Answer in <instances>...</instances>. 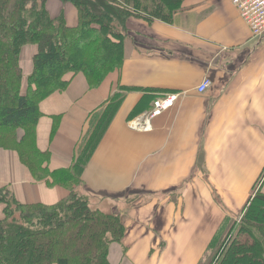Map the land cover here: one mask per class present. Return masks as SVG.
Wrapping results in <instances>:
<instances>
[{
  "label": "crops",
  "instance_id": "obj_1",
  "mask_svg": "<svg viewBox=\"0 0 264 264\" xmlns=\"http://www.w3.org/2000/svg\"><path fill=\"white\" fill-rule=\"evenodd\" d=\"M64 17L77 24L73 7ZM127 28L119 71L95 90L76 75L40 103L37 148L48 152L50 172L93 149L78 188L96 209L123 219L110 264H202L264 181V37L251 34L232 0H185L169 23L131 18ZM204 80L210 85L198 93ZM114 95L122 100L110 118ZM170 98L148 130L131 127ZM0 187L22 204L68 195L37 182L14 150L0 149Z\"/></svg>",
  "mask_w": 264,
  "mask_h": 264
},
{
  "label": "trees",
  "instance_id": "obj_2",
  "mask_svg": "<svg viewBox=\"0 0 264 264\" xmlns=\"http://www.w3.org/2000/svg\"><path fill=\"white\" fill-rule=\"evenodd\" d=\"M184 1L106 0L115 12L97 13L78 0L74 2L77 24L71 27L63 12L52 17L44 0H0V149L16 151L36 181L68 191L53 205L22 204L6 187H0V264H110L109 246L120 243L123 219L92 210L88 196L74 189L81 185L93 149L87 148L70 169L50 172L48 152L36 147L39 105L66 90L77 74L84 75L90 89L97 88L123 66L124 42L131 34L129 19L169 23ZM25 45H34L36 50L23 88L19 55ZM121 100L120 95L111 97L110 118ZM108 121L98 124L97 132ZM96 135L92 146L100 132ZM237 232L222 251L218 247L209 264H264L262 187L244 206ZM218 238L212 240L210 249Z\"/></svg>",
  "mask_w": 264,
  "mask_h": 264
},
{
  "label": "rangeland",
  "instance_id": "obj_3",
  "mask_svg": "<svg viewBox=\"0 0 264 264\" xmlns=\"http://www.w3.org/2000/svg\"><path fill=\"white\" fill-rule=\"evenodd\" d=\"M46 2V7L47 9L49 8L50 10V15L52 14H56L59 9H60V12H58V15L63 12V15H64V10H66V7H73L76 10V8L74 7V2L75 1H78V0H44ZM82 2H85L88 6L92 7L97 13H114V9H112V7L108 4H106V0H80ZM55 2H58L59 5L55 6ZM51 7H54L52 10H51ZM64 9V10H63ZM48 10V11H49ZM52 12V13H51ZM51 15V16H52ZM57 15V16H58ZM57 16H52V17H57ZM65 18V17H64ZM66 21V20H65ZM67 24V23H66ZM36 48L34 47V45H25L22 49H21V52H20V55H19V65L22 69V73H23V76H24V73L26 71H28V69H32V56H33V53L35 52ZM23 56V59L22 57ZM30 63H31V68H30ZM116 72V71H115ZM79 75V74H77ZM80 75H83V74H80ZM84 76V75H83ZM86 80V79H85ZM105 80V79H104ZM71 81V80H70ZM87 82V81H86ZM103 83V82H102ZM101 83V84H102ZM25 84H26V77L24 76V84H23V88H25ZM69 86V85H68ZM100 85L97 87L99 88ZM68 88V87H67ZM66 88V89H67ZM87 88L89 90H95L97 88H93V89H90L89 88V85L87 84ZM24 90V89H23ZM66 90L62 91V92H59V93H63L65 92ZM103 124V123H102ZM100 128V126H99ZM100 132V130H99ZM97 135L95 134L94 135V139H96ZM36 147H37V132H36ZM93 137L91 140H94ZM6 151H11L9 149H7ZM37 182H43V181H37ZM45 183V182H44ZM75 188V191H77L78 193H81L80 191V188H78V186H74ZM262 187L263 191H264V181H260V182H257L256 186H255V191L258 190V188ZM7 188V187H6ZM9 190V188H7ZM10 191V190H9ZM11 192V191H10ZM255 193V192H254ZM88 204H89V207L92 209V210H98L96 209L95 206H99V205H95V204H92L90 202V199L88 197ZM93 206V207H92ZM102 208H107L108 205H104V206H101ZM100 211V210H99ZM240 219L241 217L237 220V221H234V222H231L229 223V227L225 229V232H223L221 235H220V238H218V242L215 244L214 248L210 249V252L207 256H205V260L203 261L202 264H209L211 258L214 257L215 254H217L218 252L217 249L218 247L220 246V249L222 251V248H224V246L227 245V243L232 239L234 238L235 236H237L238 232V227L240 225ZM237 225V228L234 230L231 229V227L233 225ZM231 229V230H230ZM113 244H117V243H113ZM220 255V254H219ZM217 258V256H216ZM214 264V263H213Z\"/></svg>",
  "mask_w": 264,
  "mask_h": 264
},
{
  "label": "built area",
  "instance_id": "obj_4",
  "mask_svg": "<svg viewBox=\"0 0 264 264\" xmlns=\"http://www.w3.org/2000/svg\"><path fill=\"white\" fill-rule=\"evenodd\" d=\"M232 3L251 34L256 38L264 37V0H232ZM209 85V80H204L197 88V92H205ZM172 101L173 98L167 101H155L152 112L135 119L131 122V127L137 130H148L150 118L161 114V111L166 110Z\"/></svg>",
  "mask_w": 264,
  "mask_h": 264
}]
</instances>
